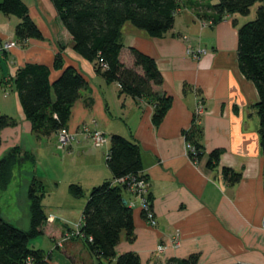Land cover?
<instances>
[{"label":"crops","instance_id":"crops-1","mask_svg":"<svg viewBox=\"0 0 264 264\" xmlns=\"http://www.w3.org/2000/svg\"><path fill=\"white\" fill-rule=\"evenodd\" d=\"M22 1L42 39L16 42L18 19L0 15V45L15 43L12 49L0 53V116L14 121L0 132V160L16 148L19 151V164L11 171L6 187L0 188V215H5L8 202L13 206L19 201L28 207L27 188L36 178L47 190L42 206L47 219L43 226L48 229L43 227L39 241L31 240L30 247L47 256L46 264L96 263L80 239L68 235L80 223L84 204L60 199L62 191L58 192L65 184L69 194L68 187L75 184L86 197L93 186L110 180L104 152L108 147L93 149L87 141H81L71 145L63 161H59L64 178L57 177L58 182H54L55 177L38 175L42 157L52 155L45 154L50 152V137L45 142L47 137H37L32 132L12 84L19 68L26 64L51 68L55 55L61 53L64 66L75 68L87 83L71 107L66 129L76 131L82 124L94 121L95 128L107 137L120 135L140 149L156 226L149 227L143 219L139 197L126 195L133 209V237L128 240L122 234L116 254L135 253L141 264H179L191 255L198 256L197 264H264V173L255 108L258 94L240 72L237 61V30L246 17L228 15L214 24L208 22L203 29L189 3L205 2L184 0L173 28L160 36H150L129 23L122 26L121 60L131 65V49L151 57L162 77L156 91L171 98L163 120L154 125L153 108L146 100L122 93L117 83H106L92 63L73 51L71 38L58 21L55 9L47 10V14L52 13L50 17L43 8L48 0ZM188 47L206 49L207 53L196 60L187 55ZM59 74L51 70V80ZM198 102L202 103L201 114H196ZM195 128L200 130V159L192 151L187 153L186 135ZM213 150L220 152L219 164L208 168ZM77 165L86 168L85 182L83 178L66 177L77 171ZM69 167L72 170L66 171ZM223 168L240 172L239 182L229 184L222 176ZM48 194L55 200L45 201ZM29 221L26 215L19 228L27 229ZM172 239L178 241L177 246ZM41 241L42 247H38ZM160 244L165 246L161 253L156 251Z\"/></svg>","mask_w":264,"mask_h":264},{"label":"trees","instance_id":"trees-1","mask_svg":"<svg viewBox=\"0 0 264 264\" xmlns=\"http://www.w3.org/2000/svg\"><path fill=\"white\" fill-rule=\"evenodd\" d=\"M201 1L205 4L191 1L189 5L194 6L197 19L210 24L228 15L248 16L250 8L260 4L255 18L238 27L237 61L240 72L253 83L258 94L255 108L259 119L258 135L264 173V0ZM51 2L58 21L71 38L73 51L92 63L95 72L102 76L106 83H117L122 93L134 99L146 100L153 105L152 121L154 125H159L171 106V98L156 91L162 77L151 57L131 49V65L121 60V29L125 23H129L150 36H160L173 28L175 16L185 4L184 0ZM0 13L18 19L14 29L16 42L42 39L39 28L22 0H0ZM51 70L60 72L54 80L50 77ZM12 84L24 116L37 137H49L68 131L66 127L71 107L80 99L81 91L87 86L80 72L71 66H64L61 53L55 55L51 68L41 64H26L19 68ZM13 124L11 118L0 116V132ZM199 135L198 128L186 135L196 159H200L203 152L198 143ZM106 145L108 148L105 164L111 173V179L90 189L80 223L68 232V235L80 239L88 253L96 259L95 264H141L135 253L117 255L115 252L122 234L128 240L133 237V209L125 197L128 194L136 196L137 188L133 185L138 179L147 181L142 173L140 149L134 142L117 134L107 137ZM18 155L16 148L0 160L1 189L9 183L14 165L19 164ZM219 157V150L211 151L207 167H216ZM222 176L231 185L237 184L241 178L240 172L228 168L222 169ZM68 190L74 199L85 197L83 189L78 185L72 184ZM147 192L148 208L151 210L149 188ZM27 193L31 211L27 229L15 227L0 217V264H46L47 256L45 257L39 249H32L30 241L42 235V226L46 221L42 200L46 197L47 190L40 180L32 178ZM141 215L146 221V211L141 210ZM197 262L198 256L191 255L179 264Z\"/></svg>","mask_w":264,"mask_h":264},{"label":"rangeland","instance_id":"rangeland-1","mask_svg":"<svg viewBox=\"0 0 264 264\" xmlns=\"http://www.w3.org/2000/svg\"><path fill=\"white\" fill-rule=\"evenodd\" d=\"M47 3L48 4L45 3V5L43 6L44 10L46 11V14H47V10L54 9L51 0H48ZM259 5L260 4L257 3L253 7H251L250 8L249 15L248 16H245L246 18L243 19V20H245V21L251 20L252 21L255 18L256 10H257V7ZM47 7H48V9H47ZM0 15H2V14L0 13ZM47 15H49V14H47ZM49 16L51 17L52 16V13H50ZM239 17H240V19L243 18V16H239ZM207 24H208V22H204L203 21V22L199 23V26H200V28H203L204 29L205 26H207ZM183 39L185 40L186 38L184 37ZM6 48L8 50L10 49L9 46L6 47ZM192 50H194V52ZM186 51H187V55H189L190 57H192V58H194L196 60L200 59L201 56L206 55V53H207L206 49H201V48L200 49L199 48L192 49V48L188 47ZM191 51L193 53H191ZM197 51H200V52L197 54L196 53ZM199 106L202 107V103L201 102H198V106L196 108V114H197V111H198V107ZM151 107L154 109V106L153 105H151ZM91 123L93 124L94 129L90 127V124ZM91 123L90 124L84 123L85 125L82 124L83 126H86V127H88L90 129V131L87 130V135L84 134V131L85 130H82V125L76 131H72V132L69 131V133H72V134H75L76 133L75 139H73V142H70V143L68 142V141H70L69 137L68 138H65L64 139L65 142H63L62 141L63 139H61L58 134L57 135H54L53 134V135L49 136L50 138H49V142L48 143H49V150H50V152L49 153H45V154H52V155H44L42 157V161L37 166L38 175L40 174L43 177L47 176V177H50V178L51 177H53V178L55 177L56 179L54 180V182H58L59 179L57 177L64 178V175L62 174L64 172V168H63V166H61V164H60L59 161L60 160L63 161L64 156H65V153L69 151V147L71 145L80 144L81 141H83V142L87 141L89 144H91V147L93 149H101V150H103L104 148H106L107 145L105 147L104 142H100V144L98 145V141L96 140V143L95 144L94 143L92 144L93 141L89 138V136L92 135L93 132H96L97 131L99 133V135H103V137L106 138V139H107V135L105 133L97 130L95 128L96 123L94 121L91 122ZM47 139H48V137L47 138H44V141L46 142ZM190 148H192V146L188 143L187 144V150H188L187 153H189V154H190ZM104 152H105V156H106V151H104ZM53 154H54L55 157L53 156ZM190 156L193 157L194 155L193 156L190 155ZM14 166L16 167L17 165H14ZM77 168H78L77 171L75 170L73 173L66 174V177H68V178H75V179L83 178V180H84L83 182H85L86 177H85L84 172H86L85 171L86 168L85 167H82L80 165H77ZM67 169L68 170H66V171H71L72 170V168H70V167L67 168ZM28 171L29 170L27 169L26 172H28ZM84 184H86V183H84ZM51 187H53L52 183H51ZM27 190H28V188H27ZM61 191H62V194H60L58 198H60V199H62V198L63 199L64 198L65 199H71L75 203H77L78 205L85 204L84 203V200H86L87 194H86V197H84V198L74 199V198L70 197L69 194L67 193V191H66V185L65 184H62L60 186V192H58V193H61ZM131 196L138 197V195H136V196L135 195H131ZM27 200H28V197H27ZM54 200H55L54 199V195H49L48 194L47 198H45V201H47V202H52ZM45 204H46V202H45ZM3 212H5V215H0V217H2V218H8L9 221L11 222V224L14 225L15 227H21V226H23V222H24L25 216L28 215V217H30V213H31V211H30V204L27 207V206H25V204L20 205V202L17 201L12 206V204H10L8 202L6 204L5 210ZM45 223L46 222H44V225H45ZM49 223H52V222H49ZM148 226L151 227L150 225H148ZM43 227H45V226H42V228ZM49 227L51 228L52 226H49ZM153 227H155V226L152 225L151 228H153ZM46 229H48V227ZM49 231H52V230L49 229ZM74 238H77V237L74 236ZM39 239H40V237L37 238L35 241H39ZM43 241H46V240H43ZM171 242H173V239H172ZM160 245H162V244H160ZM38 247H42V241L38 245ZM55 247H57V245H55Z\"/></svg>","mask_w":264,"mask_h":264},{"label":"built area","instance_id":"built-area-1","mask_svg":"<svg viewBox=\"0 0 264 264\" xmlns=\"http://www.w3.org/2000/svg\"><path fill=\"white\" fill-rule=\"evenodd\" d=\"M8 46H9L10 49H12L15 46V43L14 42H5V43L1 44L0 45V53L2 51H8V49L6 48ZM192 51L194 52V50H192ZM192 51H191V53H193ZM199 52L200 51H197L196 53L198 54ZM201 113H203V108L201 106H199L198 107L197 114H201ZM82 130H85L84 131V134L85 135H87V130L90 131V129L88 127L83 126V125H82ZM58 135H59V137L61 139H63L62 140L63 142H65V140H64L65 138H68L69 137V139H70V141H68L69 143L70 142H73V139H75V137H76V133L75 134H72V133H69V131L61 132ZM92 135L89 136V138L93 141L92 144L93 143L95 144L96 143V140H97L98 141V145L100 144V142H104V144L106 146L107 139L104 138L103 135H99V133L97 131L96 132H93ZM190 150L192 151L193 149L190 148ZM133 187H136L137 188V192H136L137 194L136 195H138L139 200H140V207H139L140 210L146 211V218H147L146 219V223H147V225H150L151 227H152V225L153 226H156V220H155L154 212H153L152 209L150 210L148 208V203H147L148 202L147 201V195H148L147 194L148 193L147 190H148V187H149L148 181H145L144 179H138V181L133 185ZM172 244L174 246H177L178 245V241L176 239H173ZM164 248L165 247L163 245H158L156 251L159 252V253H161L164 250Z\"/></svg>","mask_w":264,"mask_h":264},{"label":"water","instance_id":"water-1","mask_svg":"<svg viewBox=\"0 0 264 264\" xmlns=\"http://www.w3.org/2000/svg\"><path fill=\"white\" fill-rule=\"evenodd\" d=\"M124 203H126V201L124 200Z\"/></svg>","mask_w":264,"mask_h":264}]
</instances>
